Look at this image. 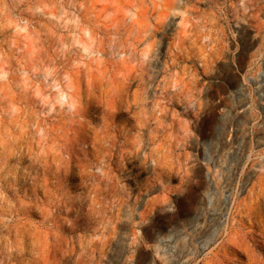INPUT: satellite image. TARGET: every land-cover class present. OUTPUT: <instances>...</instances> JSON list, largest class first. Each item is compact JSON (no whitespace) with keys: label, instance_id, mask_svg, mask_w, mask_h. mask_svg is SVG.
<instances>
[{"label":"rangeland","instance_id":"obj_1","mask_svg":"<svg viewBox=\"0 0 264 264\" xmlns=\"http://www.w3.org/2000/svg\"><path fill=\"white\" fill-rule=\"evenodd\" d=\"M0 264H264V0H0Z\"/></svg>","mask_w":264,"mask_h":264},{"label":"built area","instance_id":"obj_2","mask_svg":"<svg viewBox=\"0 0 264 264\" xmlns=\"http://www.w3.org/2000/svg\"><path fill=\"white\" fill-rule=\"evenodd\" d=\"M202 39V37L200 36V40Z\"/></svg>","mask_w":264,"mask_h":264}]
</instances>
